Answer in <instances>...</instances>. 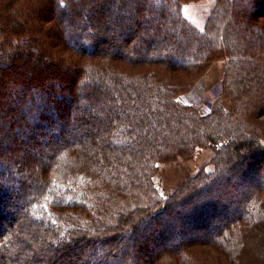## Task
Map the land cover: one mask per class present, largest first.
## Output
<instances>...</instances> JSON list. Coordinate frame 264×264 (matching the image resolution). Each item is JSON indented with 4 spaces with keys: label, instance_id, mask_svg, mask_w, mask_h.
I'll return each mask as SVG.
<instances>
[{
    "label": "trees",
    "instance_id": "trees-1",
    "mask_svg": "<svg viewBox=\"0 0 264 264\" xmlns=\"http://www.w3.org/2000/svg\"><path fill=\"white\" fill-rule=\"evenodd\" d=\"M201 2L0 0V264H264V0ZM218 60L234 112H201L180 95Z\"/></svg>",
    "mask_w": 264,
    "mask_h": 264
},
{
    "label": "rangeland",
    "instance_id": "rangeland-1",
    "mask_svg": "<svg viewBox=\"0 0 264 264\" xmlns=\"http://www.w3.org/2000/svg\"><path fill=\"white\" fill-rule=\"evenodd\" d=\"M213 2L214 0H204V2L199 4H187L184 6V12L194 22L201 23L209 12V8H205V5L208 6L210 3L213 4ZM225 60H227V58ZM225 60H218L212 63L205 74L196 81L195 85L188 92L180 95L182 100L186 101L185 103H195L196 106L201 109V112L206 113V109H212L216 104V100L220 98L225 104V107L234 112L235 102L229 99V95L224 96L225 86L223 79L224 70L226 68ZM260 114L261 112L258 115ZM254 120L249 121L262 124L263 132H261L259 136L264 141V115H260ZM215 153L213 146L208 144L206 147L199 148L194 151L193 154L186 157H178L173 161L159 163L156 172V185L159 191L164 195H168L173 190L177 189L186 179L197 173L202 167L205 166L210 168ZM261 176H264V167ZM235 182H239L236 186H240V180L236 179ZM206 193L205 191L203 192L204 195ZM226 198L232 201L236 199V196L234 192L222 195L223 200ZM193 203L196 202L193 201ZM260 219H264V210L263 214L259 217V220ZM246 243L250 246L254 245V252L260 254V256H264V237H260V234L256 231H253L251 238L247 239ZM211 253L213 255L215 254L214 251H211ZM118 257H123V254H119Z\"/></svg>",
    "mask_w": 264,
    "mask_h": 264
}]
</instances>
